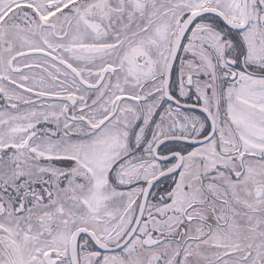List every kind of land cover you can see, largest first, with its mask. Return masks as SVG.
Masks as SVG:
<instances>
[{
  "label": "snow or ice",
  "instance_id": "obj_1",
  "mask_svg": "<svg viewBox=\"0 0 264 264\" xmlns=\"http://www.w3.org/2000/svg\"><path fill=\"white\" fill-rule=\"evenodd\" d=\"M0 264H264V0H0Z\"/></svg>",
  "mask_w": 264,
  "mask_h": 264
}]
</instances>
